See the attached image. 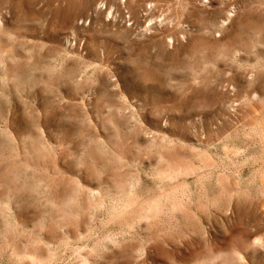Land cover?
Instances as JSON below:
<instances>
[{"label": "rangeland", "instance_id": "rangeland-1", "mask_svg": "<svg viewBox=\"0 0 264 264\" xmlns=\"http://www.w3.org/2000/svg\"><path fill=\"white\" fill-rule=\"evenodd\" d=\"M36 263L264 264V0H0V264Z\"/></svg>", "mask_w": 264, "mask_h": 264}, {"label": "bare ground", "instance_id": "bare-ground-1", "mask_svg": "<svg viewBox=\"0 0 264 264\" xmlns=\"http://www.w3.org/2000/svg\"><path fill=\"white\" fill-rule=\"evenodd\" d=\"M14 4V3H13ZM65 22V21H64ZM5 70V69H4ZM166 168V167H165ZM167 169V168H166ZM168 174V173H167ZM177 174V173H176ZM166 175V174H165ZM172 198V197H171ZM156 199V198H155ZM159 199V198H158ZM128 200V199H127ZM175 200V199H174ZM153 202V201H152ZM167 202V201H166ZM177 202V201H176ZM155 202H153V204H154ZM175 203V202H174ZM152 204V203H151ZM156 204V203H155ZM123 205V204H122ZM176 205V204H175ZM161 207H162V205H161ZM125 209V208H124ZM144 211V210H143ZM155 211H157V210H155ZM151 212V211H150ZM167 212V211H166ZM8 248V247H7ZM36 256V255H35ZM22 261V260H21ZM37 264V263H36Z\"/></svg>", "mask_w": 264, "mask_h": 264}]
</instances>
